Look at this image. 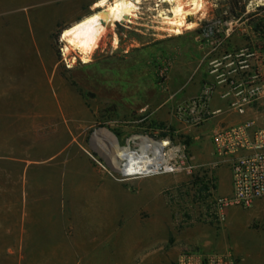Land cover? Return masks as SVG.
Segmentation results:
<instances>
[{"label": "crops", "instance_id": "0c3cea01", "mask_svg": "<svg viewBox=\"0 0 264 264\" xmlns=\"http://www.w3.org/2000/svg\"><path fill=\"white\" fill-rule=\"evenodd\" d=\"M95 3L0 0V264H109L111 252L103 245L117 242L122 234L129 235L131 247L152 238L170 263L191 239L210 242L226 226L227 212L218 229L206 216L205 223L203 218L192 217V226L178 228L182 217L176 211L171 213L163 194L165 184L153 188L138 183L143 179L119 182L99 168L80 143L78 128L86 109L68 89L55 96L48 80L55 64L47 49L50 35L58 27L76 23ZM61 17H70L69 22L60 23ZM254 42L229 31L218 49L213 50L215 40L208 42L189 74L183 68L184 59L177 58L173 103L188 102L205 82L216 84L217 72L209 63L239 49L254 51ZM261 56L254 52L248 58L252 69L262 68ZM226 63L228 60L223 61ZM230 76L235 83L242 78ZM221 86L216 84L209 107L220 112L194 128L197 139L203 137L197 153L215 170L229 169V159L213 156L212 128L251 119L254 129L264 128V103L240 115L229 107L231 99L220 98L225 88ZM166 104L157 97L147 106L165 119ZM216 182L218 196V177ZM248 212L253 213L249 226L253 220H264V199ZM120 219L124 220L122 226Z\"/></svg>", "mask_w": 264, "mask_h": 264}, {"label": "rangeland", "instance_id": "374dc122", "mask_svg": "<svg viewBox=\"0 0 264 264\" xmlns=\"http://www.w3.org/2000/svg\"><path fill=\"white\" fill-rule=\"evenodd\" d=\"M202 2L201 11L187 20L194 22L195 27L183 30L181 35L168 32V25L160 16L162 11L169 10V4L159 0H142L132 22L117 23L108 31L99 47L91 55H86L87 62L82 61L83 55L76 49L66 50V43L61 40L62 31L71 25L58 27L50 35L47 49L55 64L48 75L55 96L61 95L62 89H68L86 109L84 120L78 128L80 143L119 182L136 183L143 179L138 183H148L146 186L153 188L165 184L163 194L171 213L176 211L182 217L178 224L180 229L192 226L189 223L192 217L199 221L203 218L205 223V216L211 218L209 222L214 223L217 229L220 228L212 200L214 197L229 196L230 189L228 167L223 166L218 170L211 168L208 160L197 153L203 137L197 139L196 127L183 122L176 115L178 103H173V89L179 69L176 67L179 63L177 58L184 59L183 68L189 74L197 64L196 59L206 52L208 40L222 37L228 27L231 34L241 33L264 47V33L257 35L253 32L255 23L264 25V0H238L236 13L241 7L244 8V12L238 16L230 12L228 0ZM250 2L252 6H249ZM98 10L100 8L92 7L82 18ZM69 18L61 17L59 21L68 23ZM225 21L234 23L227 26ZM157 97L167 103L165 119H159L151 112L153 108L147 106ZM145 115L148 120L140 122ZM102 130L109 132L120 147L125 146L132 137L166 140L168 146L164 152L173 153L167 164L175 171L127 181L108 164V148L112 143ZM139 144V139L132 140L130 148L138 151ZM217 177L218 196L214 192ZM249 209L237 206L226 208L227 223L223 231L207 243L197 238L191 239L183 245V252H222L226 245L245 264H264V220H253L249 226L248 220L253 215L248 212ZM145 218L146 214H143L142 219ZM120 220V226L124 225V220ZM148 225L152 228L151 222ZM129 241V235L122 234L116 244L103 245L105 250L108 248L111 252L109 264L171 263L167 262L164 251L158 249L152 238L132 247Z\"/></svg>", "mask_w": 264, "mask_h": 264}, {"label": "built area", "instance_id": "2783aa9c", "mask_svg": "<svg viewBox=\"0 0 264 264\" xmlns=\"http://www.w3.org/2000/svg\"><path fill=\"white\" fill-rule=\"evenodd\" d=\"M232 21H225L227 26ZM229 27L220 38L215 40L213 50L220 47L223 37H227ZM207 34V33H206ZM254 51L239 49L233 53H225L219 60L209 63L217 72V85L225 88L220 94L221 99H231L229 107L243 115L252 106L264 103V47L255 41ZM254 52L262 56V68L254 70L248 58ZM227 61L223 65V61ZM234 75L242 78L235 83ZM215 83L210 81L202 84L199 92L188 102L176 106L177 117L191 126L198 127L220 110L210 111V100ZM221 86V87H222ZM212 154L217 159H229L231 177V193L225 197H214L212 202L218 222L225 220L224 210L230 206L251 208L255 202L264 199V128L254 129V120H245L233 126H215L210 134ZM90 154V153H89ZM102 170L107 171L104 164L95 159ZM110 175H112L109 172ZM170 264H243L230 249L222 252H182Z\"/></svg>", "mask_w": 264, "mask_h": 264}, {"label": "bare ground", "instance_id": "6f19581e", "mask_svg": "<svg viewBox=\"0 0 264 264\" xmlns=\"http://www.w3.org/2000/svg\"><path fill=\"white\" fill-rule=\"evenodd\" d=\"M159 1L170 6L169 10L162 11L160 16L163 17V22L168 25V32L172 35H181L183 30H192L195 27L194 22L187 20L201 11L203 0ZM141 3L142 0H113L111 2L99 0L93 7L100 8V10L62 31L61 40L66 43V50L76 49L83 55L82 61L87 62L86 55H91L99 47L102 38L108 31L113 29L117 23L122 25L132 22V18L136 17V13L140 10ZM252 5L250 2L249 6ZM101 132L112 143L108 148L109 166L122 177H126V180L175 171L167 164L173 153L164 152V148L168 146L166 140L153 141L148 137H132L125 146L120 147L109 132L106 130ZM135 139L140 140L138 151H133L130 148V142Z\"/></svg>", "mask_w": 264, "mask_h": 264}, {"label": "trees", "instance_id": "16d2710c", "mask_svg": "<svg viewBox=\"0 0 264 264\" xmlns=\"http://www.w3.org/2000/svg\"><path fill=\"white\" fill-rule=\"evenodd\" d=\"M228 3L230 4V12L233 13L234 16L241 15L244 12V8L241 7L238 13H236L235 10L237 9V6H238V0H228ZM253 30L255 32L264 33V25L261 23H255L253 25Z\"/></svg>", "mask_w": 264, "mask_h": 264}, {"label": "flooded vegetation", "instance_id": "af4514ba", "mask_svg": "<svg viewBox=\"0 0 264 264\" xmlns=\"http://www.w3.org/2000/svg\"><path fill=\"white\" fill-rule=\"evenodd\" d=\"M126 90H127V89H126ZM146 120H148V116H147V115L142 116L141 119H140V122H142V121L145 122Z\"/></svg>", "mask_w": 264, "mask_h": 264}, {"label": "water", "instance_id": "95a60500", "mask_svg": "<svg viewBox=\"0 0 264 264\" xmlns=\"http://www.w3.org/2000/svg\"><path fill=\"white\" fill-rule=\"evenodd\" d=\"M101 23H102V24H104V22H103V21H101Z\"/></svg>", "mask_w": 264, "mask_h": 264}]
</instances>
